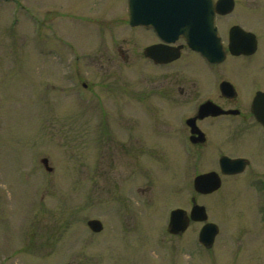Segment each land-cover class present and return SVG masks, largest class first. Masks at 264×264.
Wrapping results in <instances>:
<instances>
[{"label": "rangeland", "instance_id": "374dc122", "mask_svg": "<svg viewBox=\"0 0 264 264\" xmlns=\"http://www.w3.org/2000/svg\"><path fill=\"white\" fill-rule=\"evenodd\" d=\"M126 5L0 0V264H264V214L248 194L227 196L232 185L226 205L197 199L219 228L210 248L197 241L200 224L169 234L168 211L189 208L190 183L182 193L155 157L125 189L114 147L98 146L115 144L114 108L98 142V120L68 97L66 71L78 70L98 97L115 78L117 48L130 47ZM90 219L102 230L92 232Z\"/></svg>", "mask_w": 264, "mask_h": 264}, {"label": "flooded vegetation", "instance_id": "af4514ba", "mask_svg": "<svg viewBox=\"0 0 264 264\" xmlns=\"http://www.w3.org/2000/svg\"><path fill=\"white\" fill-rule=\"evenodd\" d=\"M135 4L145 23L130 25L126 11L130 47L117 48L115 78L102 85L101 96L93 94L95 85L81 78L78 70L70 74L74 84L70 71L63 76L73 86L68 97L78 95L85 117L98 120V142L106 135L108 110L114 108L115 144L98 146L114 147L120 183L125 189L124 182L135 183L139 166H148L147 160L157 157L182 193L188 182L193 192L188 210L169 209L167 229L170 212L181 209L188 224L171 235L200 224L197 241L204 224H215L208 220L204 202L197 201L203 196L226 205L225 189L233 185L227 196L248 194L253 210L263 215L264 0H135ZM169 5L184 15L171 17ZM55 27L53 36L58 34ZM190 38L201 40V50L189 46ZM88 135L90 141L91 132ZM39 161L45 171H52L47 157ZM195 204L204 207L205 220L190 218Z\"/></svg>", "mask_w": 264, "mask_h": 264}, {"label": "water", "instance_id": "95a60500", "mask_svg": "<svg viewBox=\"0 0 264 264\" xmlns=\"http://www.w3.org/2000/svg\"><path fill=\"white\" fill-rule=\"evenodd\" d=\"M182 7L188 8L186 5H182ZM166 8L170 9L169 15L171 17L181 15L180 12H175L174 9L178 8L175 5H169ZM126 10H127V19L128 23L130 25L136 24L137 22L144 24L145 21L140 17L137 16L135 10H136V4L135 0H127V5H126ZM182 14L181 16H183ZM171 25L175 24V21L170 22ZM176 37L171 38V40H174ZM217 40L215 39V42ZM200 39L196 38H190L187 39V43L189 44L190 47H192L195 50H201L200 49ZM176 55H171V58L175 57ZM44 165L46 166V160L43 159ZM48 170H51V168H48ZM199 182V179L196 178L194 180V184L197 187V184ZM214 187H211V189ZM210 189V190H211ZM190 218L194 220H205L206 219V213L205 209L203 206L195 204L192 206V209L190 211ZM188 216L184 215V211L181 209H174L170 212V217H169V222H168V232L171 234H178L186 228L188 224ZM87 226L92 232H99L102 230V223L97 220V219H90L87 221ZM217 234V227L213 223H206L202 226L198 233V241L205 246L206 248H209L214 240L215 235Z\"/></svg>", "mask_w": 264, "mask_h": 264}]
</instances>
